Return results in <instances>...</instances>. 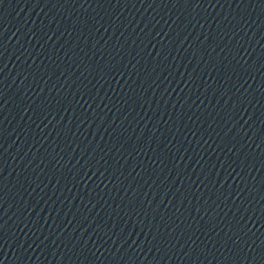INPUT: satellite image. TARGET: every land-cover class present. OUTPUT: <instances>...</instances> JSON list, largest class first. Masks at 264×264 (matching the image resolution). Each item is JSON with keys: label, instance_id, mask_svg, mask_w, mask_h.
<instances>
[{"label": "water", "instance_id": "95a60500", "mask_svg": "<svg viewBox=\"0 0 264 264\" xmlns=\"http://www.w3.org/2000/svg\"><path fill=\"white\" fill-rule=\"evenodd\" d=\"M0 264H264V0H0Z\"/></svg>", "mask_w": 264, "mask_h": 264}]
</instances>
